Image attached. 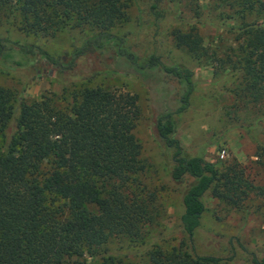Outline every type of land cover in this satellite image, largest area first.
<instances>
[{"label": "trees", "instance_id": "16d2710c", "mask_svg": "<svg viewBox=\"0 0 264 264\" xmlns=\"http://www.w3.org/2000/svg\"><path fill=\"white\" fill-rule=\"evenodd\" d=\"M170 1L0 0V24L6 18L27 35H54L69 29L89 32L60 56L36 43L0 36L1 71L50 73L64 84L60 93L28 101L17 97V105L12 92L0 85V264H126L108 253V244L115 238L132 245L143 243L159 218L157 194L140 178L146 163L134 134L140 114L137 96L70 81L77 77L79 61L92 51H113L115 59L138 76L156 70L183 86L174 109L153 110L151 125L170 153L169 179L182 185L180 222L189 248L164 250L153 245L146 252L147 264H235L233 256L197 254L193 234L206 209L208 191L235 208L257 187L238 163L189 154L174 137L172 117L189 108L195 81L191 69L166 63L158 46ZM132 3L139 10L147 7L154 27L150 48L139 52L127 37L112 31L126 19ZM186 8L190 16L180 12L170 29L174 45L199 65L230 68L237 81L231 89L237 103L260 113L243 128L260 126L264 0H205L204 4L188 0ZM207 26L216 33L210 43H205ZM255 155L264 163V149ZM251 262L264 264V258L252 256Z\"/></svg>", "mask_w": 264, "mask_h": 264}, {"label": "rangeland", "instance_id": "374dc122", "mask_svg": "<svg viewBox=\"0 0 264 264\" xmlns=\"http://www.w3.org/2000/svg\"><path fill=\"white\" fill-rule=\"evenodd\" d=\"M187 1L172 0L166 5V17L161 21L157 36L164 61L183 65L194 73L190 106L172 117L174 137L189 154L201 155L212 162L238 163L244 175L257 187L235 208L208 191L204 196L206 209L193 234L192 245L199 255L233 256L235 264H253L252 256L259 261L264 258V163L255 155L264 149V119L260 126L244 129L243 126L252 125L260 113L255 108L243 109L237 103L231 90L237 81L230 68L220 70L217 64L199 65L186 51L174 45L170 29L180 12L187 18L190 16ZM139 9L132 3L126 9V19L112 29L115 34L134 43L137 52L150 48L154 34L147 7ZM7 22L6 18L2 19L0 36L36 43L53 56L69 53L89 33L88 29H69L54 35H27ZM204 30L205 43H210L216 33L211 26ZM227 43L233 45L231 38ZM76 74L77 77L70 80L76 86L103 85L137 96L140 114L134 134L141 144V158L146 163L140 178L149 190L155 191L159 204V218L149 227V235L143 243L132 245L126 239L115 238L107 246L108 253L126 264H147L146 252L153 245L164 250L189 248L188 237L180 222L182 185L169 179L170 153L156 138L151 125L153 110L174 109L176 96L183 91V86L156 70L140 77L132 67L115 59L113 51L88 52L77 64ZM0 85L12 92L13 104L17 105V97L28 101L49 92L60 93L64 84L50 73L36 74L32 70L6 73L0 70ZM13 124L11 121L8 132Z\"/></svg>", "mask_w": 264, "mask_h": 264}]
</instances>
